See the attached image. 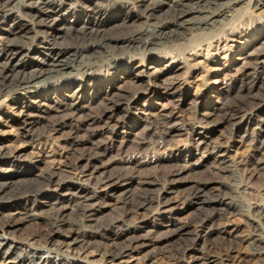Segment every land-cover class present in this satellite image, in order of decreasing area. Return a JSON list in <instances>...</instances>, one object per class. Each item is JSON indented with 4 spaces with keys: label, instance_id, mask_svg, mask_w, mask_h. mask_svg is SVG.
Wrapping results in <instances>:
<instances>
[{
    "label": "bare ground",
    "instance_id": "6f19581e",
    "mask_svg": "<svg viewBox=\"0 0 264 264\" xmlns=\"http://www.w3.org/2000/svg\"><path fill=\"white\" fill-rule=\"evenodd\" d=\"M246 7L264 11V0H0V98L42 113L38 118L48 129L32 135L28 126L36 117L25 114L29 124L11 137L0 107V230L23 231L29 223L38 229L28 235L35 249H20L0 235L1 264H93L96 258L103 264H264V201L251 184L264 171V158L243 182L236 176L240 164L210 137L226 129L230 139L264 157V98L255 93L264 92V53L239 75L241 90H235L248 94L247 103L225 101L233 92L217 91L200 119L204 133L175 112L153 115L136 108L135 95L109 91L116 89L114 72L131 74L138 57L152 60L175 42L191 45L161 65L163 72L179 64L197 75L222 72L220 64L231 54L248 55L264 39V23L251 35L252 28H231ZM70 14L75 22L68 23ZM57 96L63 100L56 106L69 112L63 118L50 116L44 104ZM95 102L104 105L102 113L91 111ZM130 114L142 123L138 133L127 121ZM77 124H84L87 136H78ZM182 137L196 147L187 149ZM26 148L34 155L29 169L15 162ZM48 160L51 165L42 168ZM201 168L210 178L193 180ZM19 180L24 182L17 185ZM134 185L141 194L130 196ZM114 195L120 213L101 221V206H111L104 198ZM178 203L185 218L174 211ZM153 210L163 216L157 226L147 222ZM71 211L76 220L67 231ZM235 214L250 233L227 239L216 227ZM192 231L197 236L175 245Z\"/></svg>",
    "mask_w": 264,
    "mask_h": 264
},
{
    "label": "rangeland",
    "instance_id": "374dc122",
    "mask_svg": "<svg viewBox=\"0 0 264 264\" xmlns=\"http://www.w3.org/2000/svg\"><path fill=\"white\" fill-rule=\"evenodd\" d=\"M235 18L236 19H233L234 23H232L231 28L236 30L238 29L240 31L242 30L241 28H243L242 31H244L246 28H252L250 33L251 35L254 33L252 32L254 29H257L259 25L264 23V11L258 10L253 12L251 8L249 9L248 7H246L240 10V15L238 12ZM66 19L68 23H72L77 20L72 14L68 15ZM220 35H225V33H221ZM258 36L259 35H256V37ZM199 41L201 42L203 41V39ZM260 41L261 42L253 44L251 46V49H247L246 52L248 53V55L231 54L227 61H224L222 62V64H220V70L222 72H209V69H206L205 72L201 74L202 76L195 74L189 66L186 67L184 64L180 65L179 63L178 67H173V69H171L170 71L163 72V66L169 65V61L172 59L174 60L181 58V56H183V54L186 52L185 50L189 48L188 46L191 45L189 43L187 44L184 41L175 42L173 44L168 45L167 48H163L161 51L155 52V57H150L152 58V60H149L148 58L139 60L138 57L136 60H134L136 68L131 74L123 73L121 71L114 72L116 73L115 78L111 79H118L117 81L113 80L116 89H109V91L114 92V94L119 96L135 95L136 108L146 109L153 115L158 114L159 111L163 109H167L170 112H175L180 118H182V121H184V123L188 125H195L199 132L204 133L206 129L204 128V125L200 123V119L203 118L202 116L204 113L208 112L207 107L209 105L208 103L211 101V97L219 96V92L217 91L225 89L226 91L231 90V92H233L229 98L227 96V99L225 101H230L236 98L237 100L243 103H247L248 94L244 92V90H242L241 94L239 93L242 86V79L239 77V75L244 69H247V66L251 65L254 62L255 58L258 55L264 53V39L262 38ZM61 42L67 44V41L65 40H62ZM239 58H244V61H237L236 59ZM141 74L143 75V77H140ZM197 79H199V81ZM234 79L236 80L235 82ZM171 81H175L177 84L174 88H171L169 90L166 88V83H169ZM76 89L77 87L73 88V90ZM235 89L239 91L237 92ZM255 93L257 94L258 98H264V92L256 90ZM4 99L5 98L3 97L0 98V107L2 106V109L5 113L1 115V122L8 127V129H6L7 131L11 132V137H14L17 133L20 132V128L22 127V124L24 122L25 125L26 123L29 124L30 118L25 117V114H31L30 117H36V121H34L35 124L28 126V129L32 135L41 136L48 132V129L45 124L46 120H41V118H38L42 116V113L36 110H25L22 107L14 106L8 101L4 103ZM58 99L61 101L63 100L60 96H57L54 100L51 99L49 101H46L44 104L46 105L45 107L48 110L50 116L52 115V117L55 118H63L69 112H62L63 109H59L60 107L56 106L54 102L58 101ZM88 106H91V111L94 113H102L104 111V105L99 102H95L93 104L91 103ZM135 117V115L130 114V116L127 118V121L132 124L133 127H131V129L134 130L133 132L138 133L140 128H142V123L135 120ZM218 117L219 116H214L213 119H217ZM15 119L16 121H14ZM18 119H20L22 122H20ZM138 123L141 124L138 125ZM77 125L80 127L78 136H87L88 132L85 129L84 124L83 126L80 124ZM57 137V141H62V134H57ZM210 137L215 142L224 143L226 149H229L228 155L234 162H238V164H240L236 176L238 177V180H243V182L244 180H246L245 175L247 174V171H250L253 168V165L259 164L264 158L262 155L251 152V150L246 146V144L235 142L233 138L230 139L232 135L231 137L229 135V138L228 131L226 129H221L219 132L212 133ZM100 138H102V136H100ZM183 140V142L187 145V149H193L197 145V143H195V141L193 140H187L186 138H183ZM24 144L28 145V143ZM82 147V145L79 146V148ZM33 157V150L30 148H26L23 152V155L19 158H16V165H20L22 168L26 167L29 169V160ZM50 161L51 160H48L47 163L40 166L42 168L49 167L51 165ZM208 171L209 169L207 168L199 169L196 175L192 177L193 180H200L203 182L207 181L208 178H210L208 175ZM26 181L27 180H25V182ZM29 181L31 183L33 182V180ZM23 182L24 180H19L17 185H20V183ZM251 184L255 190H258L259 192L261 190L260 193L256 194V198L262 201L263 203L264 192L262 191V189L264 188V171L259 172L258 175L252 180ZM129 193L130 194L128 195L130 196L140 195L141 190L138 186L134 185L130 188ZM114 196H106L104 198V204L108 203L111 206H101L102 208L99 213L101 221L116 217L120 213L118 211L120 208L119 206L121 205V201L118 198L119 196ZM40 201L43 202L45 200L40 199ZM173 201H175L174 197ZM174 211L175 213H178V217L180 218H185L186 216H188V213L184 212V206L180 203L176 204V206L174 207ZM75 218L76 216L74 215V213H72V211L69 213V215H67V224L64 227L66 230L70 228L69 223L76 220ZM162 219V214L153 210L149 213L147 222L150 225L157 226V224H160L162 222ZM2 222L3 220H0V225L2 224ZM248 227L249 226L247 221L243 219L242 216L235 214L234 216L230 217L228 221H222L221 223H219L216 229H220L222 236L228 239L233 234L247 236L250 233V229ZM86 231L89 233L97 232L94 228H87ZM37 232L38 229L35 224L29 223L24 226L23 231L11 232L9 229H4L0 230V235H3L5 239L11 242H14L18 248L28 250L35 249V245L31 243L32 241L29 242V238L32 234H35ZM196 234L197 233H195L194 231L190 232V235L185 237L186 239H179L175 243V245L178 246L181 244L188 243V241L190 240L189 237L197 236ZM99 241L100 243L98 244V246L101 249H104L103 240L100 239ZM51 256L54 257L55 255L51 254ZM197 256L200 255H198L197 253ZM96 259L93 260V264H103L102 262H100L101 260H98L99 258ZM192 264L212 263L206 260H195Z\"/></svg>",
    "mask_w": 264,
    "mask_h": 264
}]
</instances>
